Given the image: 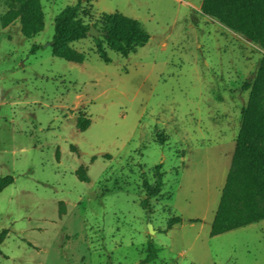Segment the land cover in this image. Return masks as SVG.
Returning <instances> with one entry per match:
<instances>
[{"label": "rangeland", "instance_id": "374dc122", "mask_svg": "<svg viewBox=\"0 0 264 264\" xmlns=\"http://www.w3.org/2000/svg\"><path fill=\"white\" fill-rule=\"evenodd\" d=\"M39 1V34L0 25V178L14 180L0 264H138L149 247V264H264V221L209 236L264 50L204 16L203 0H91L83 23L100 31L118 12L149 40L124 57L100 38L105 63L87 35L69 44L86 60L66 62L54 20L78 0Z\"/></svg>", "mask_w": 264, "mask_h": 264}, {"label": "trees", "instance_id": "16d2710c", "mask_svg": "<svg viewBox=\"0 0 264 264\" xmlns=\"http://www.w3.org/2000/svg\"><path fill=\"white\" fill-rule=\"evenodd\" d=\"M82 1L91 2L78 0L76 5L65 7L57 15L51 41L54 57L76 64L86 60L85 54L71 48L69 44L84 39L89 30V26L78 18ZM14 3L1 17V27L7 28L19 20L21 34L25 38H32L42 32L44 22L40 1L15 0ZM200 10L204 16L217 20L264 50V0H203ZM100 25L103 35L93 38V41L96 53L105 63H109L110 59L100 38L111 51L124 57L136 53L149 40L148 33L137 20L118 12L105 14ZM244 89L249 90L247 104L241 113L240 129L212 220L210 237L264 221V57L253 82L244 85ZM90 124V119L80 113L76 119V128L84 132ZM77 177L81 182H89L82 168L77 171ZM13 182L11 176L0 178V193ZM179 222V217L169 220L168 229ZM6 234L7 231L0 234V244ZM153 259L154 249L149 247L147 256L138 264H149Z\"/></svg>", "mask_w": 264, "mask_h": 264}, {"label": "water", "instance_id": "95a60500", "mask_svg": "<svg viewBox=\"0 0 264 264\" xmlns=\"http://www.w3.org/2000/svg\"><path fill=\"white\" fill-rule=\"evenodd\" d=\"M87 35L92 38H99L103 35L101 31H98L94 26H90Z\"/></svg>", "mask_w": 264, "mask_h": 264}]
</instances>
